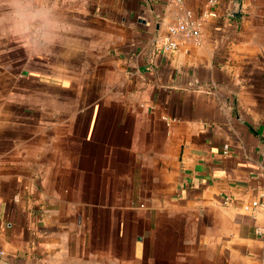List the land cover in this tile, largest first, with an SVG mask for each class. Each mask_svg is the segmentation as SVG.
<instances>
[{"label":"crops","instance_id":"obj_1","mask_svg":"<svg viewBox=\"0 0 264 264\" xmlns=\"http://www.w3.org/2000/svg\"><path fill=\"white\" fill-rule=\"evenodd\" d=\"M263 196L264 0H0V264H264Z\"/></svg>","mask_w":264,"mask_h":264},{"label":"built area","instance_id":"obj_2","mask_svg":"<svg viewBox=\"0 0 264 264\" xmlns=\"http://www.w3.org/2000/svg\"><path fill=\"white\" fill-rule=\"evenodd\" d=\"M177 1V0H173ZM218 0H209L210 5H215ZM208 14H214L213 12L209 11ZM200 21L196 19L193 15L190 13H186L183 15L179 21L175 25H171L169 27L170 34L180 33L185 37H195L198 38L200 36ZM177 41L171 37H167L163 43L162 47L166 50H174L177 48ZM225 151L228 149V145H225ZM234 201V197L231 195L225 194L223 196V203H232ZM244 207L246 209L249 208H257V207H263L264 208V196L262 199H253L251 203L245 204ZM4 252L0 250V254H3Z\"/></svg>","mask_w":264,"mask_h":264},{"label":"clouds","instance_id":"obj_3","mask_svg":"<svg viewBox=\"0 0 264 264\" xmlns=\"http://www.w3.org/2000/svg\"><path fill=\"white\" fill-rule=\"evenodd\" d=\"M12 2H13V4H15L16 3V0H12ZM17 15H22L23 14V9H21V12H19V13H16ZM29 15H31V14H29Z\"/></svg>","mask_w":264,"mask_h":264}]
</instances>
